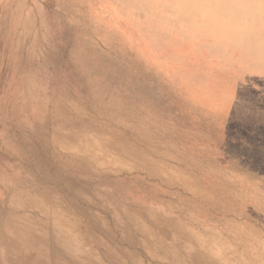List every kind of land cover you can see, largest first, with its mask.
<instances>
[{
    "label": "rangeland",
    "instance_id": "1",
    "mask_svg": "<svg viewBox=\"0 0 264 264\" xmlns=\"http://www.w3.org/2000/svg\"><path fill=\"white\" fill-rule=\"evenodd\" d=\"M141 1L0 0V217L31 264H264V42Z\"/></svg>",
    "mask_w": 264,
    "mask_h": 264
},
{
    "label": "bare ground",
    "instance_id": "2",
    "mask_svg": "<svg viewBox=\"0 0 264 264\" xmlns=\"http://www.w3.org/2000/svg\"><path fill=\"white\" fill-rule=\"evenodd\" d=\"M145 0H142L141 2H140V4L142 3V2H144ZM230 2H228L227 0H206V1H201V0H154V2H153V6H152V10H154V11H157V10H159L158 9V7L160 8V5H166V6H168L167 7V11L171 14V15H174V14H176L177 16H178V18H179V20L177 21V22H174V24L172 25V27H173V29H175V28H177V27H179V26H182V25H186L187 24V19H188V17H190L191 19H193V20H195V21H199V22H201L202 20H201V18H197V17H195V14L196 13H198V12H201V11H203L204 9H207V10H210L212 13H213V19H212V21L214 22V23H217L218 22V18L220 17V16H227V15H222L221 14V12H230V13H233V15H235V13H240V14H243V15H246L247 17H248V19L249 20H251V21H249L250 22V25H251V27H253L254 28V32L256 33V35L254 36L255 37V40L257 39V36L259 37V38H261V40L264 42V33L263 32H261V31H259L258 30V28H259V26H260V23H261V20L259 19V18H257L256 16H255V13H254V7L253 6H251V8H250V10H248V11H245V10H243V12H239V11H237V10H235L234 9V7H233V4L234 3H236V0H229ZM246 1H248V0H246ZM76 3V2H75ZM81 4V3H80ZM93 11V10H92ZM97 11V10H96ZM94 12V11H93ZM65 13V12H64ZM63 14V13H62ZM96 16V15H95ZM228 16H230V15H228ZM62 17H63V15H62ZM65 18V17H64ZM76 19V18H75ZM94 19V18H93ZM97 19V18H96ZM99 19V18H98ZM70 20V19H69ZM72 21V20H71ZM106 21V20H105ZM71 23V22H70ZM74 23V22H73ZM98 23H100L99 21H98ZM104 23V22H103ZM110 23V22H109ZM115 23V22H114ZM113 23V24H114ZM83 24V23H82ZM111 24H112V22H111ZM103 25V24H102ZM111 26V25H110ZM121 26V25H120ZM113 27H114V25H113ZM83 28V27H82ZM118 28V27H117ZM121 28V27H120ZM123 28V27H122ZM128 30V29H127ZM126 31V30H125ZM91 32V31H90ZM137 32H139V31H137ZM107 33L109 34L110 32H109V29H107ZM122 33H124V32H122ZM127 33H129V32H126V34ZM140 34V33H139ZM240 34V33H239ZM238 34V35H239ZM128 36H129V34H127ZM132 35V34H131ZM238 35H236V34H233L232 36H238ZM95 36V35H94ZM107 36V34H104V37L105 38H107L106 37ZM127 36V37H128ZM135 37V36H134ZM133 37V38H134ZM131 39H132V37H130ZM137 37H135V39H136ZM139 39V38H138ZM90 41H91V38L89 39ZM143 40V39H142ZM135 41V40H134ZM144 41V40H143ZM88 42V41H87ZM139 42V41H138ZM143 43V42H142ZM262 43V42H261ZM91 44V43H90ZM139 44V43H138ZM185 44V43H184ZM141 45V44H140ZM147 45V44H146ZM107 48H108V46H106ZM143 47V46H142ZM147 47V46H146ZM146 47H144V49H149V48H146ZM149 47V46H148ZM190 47V46H189ZM114 48V47H113ZM178 48V47H177ZM85 49V48H84ZM151 49V48H150ZM149 49V50H150ZM179 49H181V46H180V48ZM178 49V50H179ZM192 49V48H191ZM264 49V47H263V43L260 45V43L259 42H254V43H251L250 45H248V46H246L245 48H244V50L245 51H248V52H250V55L251 56H258L259 55V61H260V64L257 66V64L256 63H253L252 62V60H253V58L251 57V59H249L252 63H253V65L255 66L254 67V69H255V71H259V68L264 64V53H261L262 52V50ZM99 50V49H98ZM146 50V51H147ZM183 50V49H182ZM204 50V49H203ZM235 50V49H234ZM257 50V51H256ZM156 51V50H155ZM176 51V50H175ZM238 51H240L239 49H238ZM73 52H74V50H73ZM143 52H145L144 50H143ZM153 52V51H152ZM202 52V51H201ZM229 52V51H228ZM227 52V54L228 55H230L229 53ZM237 52V51H236ZM119 53V52H118ZM148 53V52H147ZM191 53V52H190ZM203 53V52H202ZM234 53V52H233ZM103 54V53H102ZM148 54H150V52L148 53ZM153 54V53H152ZM152 54H151V56H152ZM192 54V53H191ZM205 54V53H204ZM237 54H238V52H237ZM79 55V54H78ZM154 55V54H153ZM206 55V54H205ZM232 55H234V54H232ZM107 56V55H106ZM158 55H156L155 57H157ZM194 56V55H193ZM213 56V55H212ZM72 57V56H71ZM148 57H150V55L148 56ZM153 57V56H152ZM154 57V58H155ZM191 57V56H190ZM73 58V57H72ZM158 58H160V57H158ZM195 58V57H194ZM235 58V57H234ZM74 59V58H73ZM80 59V58H79ZM149 59V58H148ZM157 59V58H156ZM199 59H200V56H199ZM216 59V58H215ZM198 60V59H197ZM201 60V59H200ZM204 60V59H203ZM202 60V61H203ZM83 61V60H82ZM214 61V60H213ZM155 62H156V60H155ZM211 62V61H210ZM209 62V63H210ZM79 63V62H78ZM87 63V62H86ZM85 63V64H86ZM157 63H158V61H157ZM85 64H84V66H85ZM159 64V63H158ZM158 64H157V68H158ZM82 65V64H81ZM80 65V66H81ZM197 66V65H196ZM87 67V66H86ZM85 67V68H86ZM89 67V66H88ZM169 67V66H168ZM168 67H167V69H168ZM177 67V66H176ZM228 67V66H227ZM245 67V66H244ZM90 68H92V67H90ZM174 68H175V66H174ZM173 68V71L176 69H174ZM186 68V67H185ZM184 68V70H186ZM233 68H235V67H233ZM93 69V68H92ZM160 69V67L158 68V70ZM94 70V69H93ZM164 70H166V69H164ZM171 70V69H170ZM170 70H168V72H170ZM187 71V70H186ZM233 71V70H232ZM234 71H236V70H234ZM90 72V71H89ZM96 72H97V70H96ZM175 73H176V71H174ZM182 72V71H181ZM180 72V73H181ZM241 72V71H240ZM244 72V71H243ZM94 73V72H93ZM92 73V74H93ZM187 73V72H186ZM225 73V72H224ZM223 73V74H224ZM228 73H230L229 71H228ZM233 73V72H232ZM85 74H86V72H85ZM84 74V75H85ZM167 74V73H166ZM169 74H171V73H169ZM172 74H174V73H172ZM225 74H227V73H225ZM224 74V75H225ZM236 74V73H235ZM87 75V74H86ZM90 75V74H89ZM178 76H179V74H177ZM253 75V74H252ZM120 76V75H119ZM182 76L183 75H180V77L182 78ZM187 76V75H186ZM220 76V75H219ZM223 76V75H222ZM221 76V77H222ZM229 76V75H228ZM248 76V75H247ZM251 76V75H250ZM256 75H254V77H255ZM262 76V75H261ZM260 76V77H261ZM180 77H177V78H180ZM184 77V76H183ZM257 77V76H256ZM255 77V78H256ZM172 78V77H171ZM180 78V79H181ZM196 78H197V83H200L201 82V75H199V74H197L196 75ZM226 78V77H225ZM252 78V77H251ZM106 79V78H105ZM175 79V77L173 78V80ZM211 79V78H210ZM220 79V78H219ZM218 79V80H219ZM261 79V78H260ZM24 80V79H23ZM21 81V80H20ZM103 81V80H102ZM180 81V80H179ZM216 81V80H215ZM259 81V80H258ZM257 81V82H258ZM24 82V81H23ZM166 82V81H165ZM172 82V81H171ZM174 82V81H173ZM186 82H187V80H186ZM191 82V81H190ZM260 82H261V80H260ZM185 83V82H184ZM183 83V84H184ZM207 83V82H206ZM205 83V84H206ZM209 83V82H208ZM226 83V82H225ZM224 83V84H225ZM232 83V82H231ZM182 84V83H181ZM218 84V83H217ZM263 84V83H262ZM179 84H177V86H178ZM185 85H189V84H185ZM192 85H193V83H192ZM192 85H190V89H191V87H192ZM201 85V84H200ZM212 85V84H211ZM211 85H209V86H211ZM219 85V84H218ZM232 85V84H231ZM261 85V84H260ZM24 86V85H23ZM91 86V85H90ZM208 86V85H207ZM229 86V85H228ZM105 87H106V85H105ZM108 87V86H107ZM106 87V88H107ZM244 87V86H243ZM90 88V87H89ZM103 88V87H102ZM193 88V87H192ZM232 88V87H231ZM235 88V87H234ZM233 88V89H234ZM245 88V87H244ZM248 88V87H247ZM98 89V88H97ZM185 89V88H184ZM200 89V88H199ZM202 89H204V88H202ZM201 89V90H202ZM205 89H207V87L205 86ZM236 89H238V88H236ZM99 90V89H98ZM107 90H108V88H107ZM187 90V89H186ZM194 90V89H193ZM200 90V91H201ZM210 90H212V89H210ZM240 90H244V89H240ZM247 90V89H246ZM245 90V91H246ZM195 91V90H194ZM197 91V90H196ZM203 91V90H202ZM201 91V92H202ZM29 91L27 90V93H28ZM96 92V91H95ZM102 92V91H101ZM195 93V92H194ZM198 93V92H197ZM205 93V92H204ZM250 93V92H249ZM252 93V92H251ZM94 94V93H93ZM192 94H193V91H192ZM203 94V93H202ZM257 94V93H256ZM2 95V94H1ZM106 95V94H105ZM253 95V94H252ZM33 96V95H32ZM108 96V95H107ZM202 97H203V95H201ZM222 96V95H221ZM257 96V95H256ZM198 97H200V95L198 96ZM205 97V96H204ZM213 97V96H212ZM33 98V97H32ZM107 98V97H106ZM254 98V97H253ZM205 99H206V97H205ZM259 99V98H258ZM22 100V99H21ZM199 100V99H198ZM31 101V100H30ZM35 101V100H34ZM239 101V100H238ZM262 101V100H261ZM21 102V101H20ZM102 102H104V101H102ZM240 102V101H239ZM245 102H246V100H245ZM250 102V101H249ZM248 102V103H249ZM106 104H109V103H107V102H105ZM104 103V104H105ZM201 103H203V102H201ZM263 103H264V101H263ZM33 105V104H32ZM198 105H200V104H198ZM202 105H204V104H202ZM34 106V105H33ZM32 107V106H31ZM245 107V106H244ZM247 107V106H246ZM3 108V107H2ZM208 108V107H207ZM31 109V108H30ZM245 109V108H244ZM247 109H248V107H247ZM258 109V108H257ZM39 110V109H38ZM252 110H253V108H252ZM260 110V109H259ZM1 111V110H0ZM42 111V110H41ZM247 111V110H246ZM227 113V112H226ZM225 113V114H226ZM259 113V112H258ZM35 115V114H34ZM33 114H32V116H34ZM240 115V114H239ZM30 116V115H29ZM36 116V115H35ZM2 117H3V114H2ZM31 117V116H30ZM37 117H38V115H37ZM234 117H236V116H233V118ZM237 118V117H236ZM22 119V118H21ZM32 119V118H31ZM34 119V118H33ZM2 120V119H1ZM5 120V119H4ZM23 120V119H22ZM22 120H20V121H22ZM40 120V119H39ZM235 121V120H234ZM3 122H5V121H3ZM240 122V121H239ZM233 123V122H232ZM14 124V123H13ZM22 124H24V121H23V123ZM33 124V123H32ZM18 126V125H17ZM20 128V127H19ZM33 128V127H32ZM252 128V127H251ZM24 130V129H23ZM228 130V129H227ZM229 131V130H228ZM236 134V133H235ZM234 135V134H233ZM236 136H237V134H236ZM234 137V136H233ZM10 196V195H9ZM8 197V196H7ZM6 197V198H7ZM4 199V198H3ZM12 201V200H11ZM10 201V202H11ZM15 203V205L17 204L16 202H14ZM3 204V203H2ZM11 204H13V203H11ZM12 206V205H11ZM18 207H20L19 205H17ZM6 208V207H5ZM16 208V207H15ZM14 209V208H13ZM18 211V210H17ZM23 213V212H22ZM17 215V214H16ZM21 215V214H20ZM20 218V217H19ZM11 218H8V219H5V216H4V219L3 218H1L0 217V264H31L30 263V259H31V250L32 249H34V248H36V247H38L40 244L39 243H37V244H31V242H32V240H31V238L29 237V231L28 230H26L25 232L22 230V226L21 225H19V223L17 222V220H14V219H12V220H10ZM21 222V221H20ZM28 223V222H27ZM29 225V224H28ZM31 225V224H30ZM33 227H34V225H33ZM37 229V228H36ZM38 232V231H37ZM60 239V238H59ZM34 241H36V240H34ZM42 246V245H41ZM45 249V248H44ZM46 250V249H45ZM37 264H48L47 262H45V260L43 261V260H39L38 262H37ZM202 264H206V263H202ZM210 264H212V263H210Z\"/></svg>",
    "mask_w": 264,
    "mask_h": 264
}]
</instances>
